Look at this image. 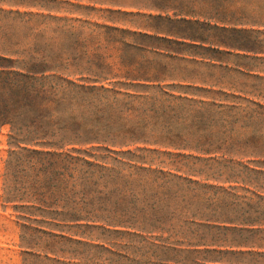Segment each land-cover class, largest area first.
<instances>
[{
  "label": "trees",
  "instance_id": "16d2710c",
  "mask_svg": "<svg viewBox=\"0 0 264 264\" xmlns=\"http://www.w3.org/2000/svg\"><path fill=\"white\" fill-rule=\"evenodd\" d=\"M247 1L153 0L136 5L135 13L74 6L80 18L69 19L24 14L27 23L39 17L55 24L53 41L58 49L51 55L38 50L19 60L0 57L4 62L0 63V127H8L10 148L5 202H13L8 197H22L25 209L57 229L59 234L51 237L58 242L114 257L122 258L92 231L135 229L133 235L158 252L139 264H264V244L236 243L234 237L248 233L263 241L258 234H264V224L238 228L230 220L191 218V223L198 222L215 235L211 243L199 237L183 246L161 237L145 238L142 235L153 233L145 225L127 226L109 219L106 206L93 198L104 197L109 183L125 170L134 171L128 174L131 178L144 172L188 180L210 176L196 167L203 163H236L246 170L249 163L264 167L259 137L242 143L226 131L215 134L212 119L218 109L227 113L234 109L219 97L242 99L227 91L246 95L219 81L212 70L244 73L240 67H230V59L264 51V34L254 30L264 25L247 19ZM92 12L101 13L103 23L92 22ZM123 17L130 19L127 27ZM82 28L94 30L85 34ZM77 30L71 49L69 37ZM96 30L100 32L91 37ZM91 43L96 44L92 53L87 51ZM173 64H184L180 71L192 66L211 73L201 77L191 69L190 77H181ZM175 111L187 115L175 116ZM185 122L188 126L182 129ZM25 248L24 255L50 263L81 260L65 248Z\"/></svg>",
  "mask_w": 264,
  "mask_h": 264
},
{
  "label": "rangeland",
  "instance_id": "374dc122",
  "mask_svg": "<svg viewBox=\"0 0 264 264\" xmlns=\"http://www.w3.org/2000/svg\"><path fill=\"white\" fill-rule=\"evenodd\" d=\"M47 1L49 0H0V57L19 60L20 56L34 55L38 50L47 55L57 51L58 48L53 41L56 35L52 32L55 24H50L46 19L42 20L39 17L27 23V18L24 17L26 13L42 16L51 14L58 18L69 19L80 18L74 6L135 13L136 5L153 3V0H55L67 4ZM45 9H57V11L48 13ZM246 9L249 13L247 19L259 21L264 25V0H248ZM101 15L96 12L90 13L91 21L103 23ZM122 19L124 21L122 24L127 27L130 19L128 17ZM40 22L42 25L38 27ZM78 26L76 24V27ZM93 30L82 28L85 34ZM254 30L264 34L263 26L255 27ZM78 32V30L73 31V35L69 37L71 49ZM96 32L100 31L96 30L91 37H94ZM262 38L264 39V35ZM95 48L96 44L91 43L87 51L92 53ZM140 55L146 60L150 59L147 53ZM247 55L246 59H230V67H240L239 71L247 75L235 71L212 70L219 81L235 89H242L246 93L243 95L227 91V94H234L242 99L224 96L218 98L223 105L232 106L234 109L228 113L218 109L213 113L214 131L215 134L226 131L242 143L250 141L253 136L259 137L264 156V51ZM186 58L193 59L191 56ZM0 63L4 65V62ZM183 66L184 64L172 65L177 69L176 71H180ZM191 69L197 71L202 75L201 77L211 73L202 67L188 66L186 71L179 72L181 77L182 75L190 77ZM181 84L188 85L187 82ZM173 113L165 116L169 117ZM174 114L182 117L187 115L185 111H175ZM160 121L162 122L161 119ZM187 126L188 122H185L181 127L184 129ZM7 136L8 127H0V264H61L24 255L26 246L34 247L35 250L47 247L69 249L81 260H72L68 264H107L109 261L139 264L158 253L155 248L133 235L135 229L124 227H106L104 230L92 231L93 235L101 238L106 248H111L122 258L111 256L104 251L58 242V239L51 237L59 234L57 229L41 223L37 214L25 209L24 206L27 204L22 202V197H8L13 202L6 203L3 187L5 162L10 149ZM246 161L248 159L243 160L244 164ZM247 166L248 170L236 163L198 164L196 167L206 171L210 176L208 178L192 176L186 178L188 180L162 179L158 175L144 172H139L131 178L128 174L134 171L125 170L121 175H116L118 178L116 177L115 181L114 178L112 183L108 181L110 183L104 191V197L93 198L106 206L105 215L109 219L123 221L127 226L145 225L151 229L153 232L151 235H142L145 238L161 237L162 240L167 239V243L184 246L195 243L200 239L199 237H202V242L211 243L213 241L211 237H214L215 232L198 226V222L191 223V218L209 221L230 220L237 224L238 228L247 223L264 224V201L257 198L264 197V167H258L261 165L253 163ZM234 237L236 243L264 244V240H253L248 233L235 234ZM258 237L262 238L264 234H258ZM151 241L149 240L148 243L151 244ZM152 243L158 244V241Z\"/></svg>",
  "mask_w": 264,
  "mask_h": 264
}]
</instances>
